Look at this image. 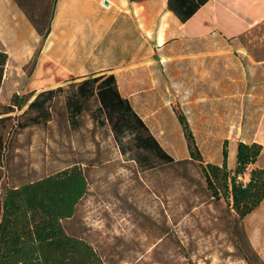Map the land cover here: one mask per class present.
Returning a JSON list of instances; mask_svg holds the SVG:
<instances>
[{"label": "rangeland", "instance_id": "rangeland-1", "mask_svg": "<svg viewBox=\"0 0 264 264\" xmlns=\"http://www.w3.org/2000/svg\"><path fill=\"white\" fill-rule=\"evenodd\" d=\"M7 17L0 15V44L7 40L9 45L6 27L15 16ZM123 47L117 52H124ZM39 52L24 65L12 54L10 66L33 74ZM190 53L206 57V71L198 70L197 57L188 58L184 79L173 78L174 64L152 62L156 55L146 41L137 71L133 55L107 60L111 67L118 65L114 70L122 94L174 158L189 156L178 120L183 113L205 162L221 164L227 141L228 167L234 170L239 141H257L263 150L254 166L264 167V22L238 39L192 46ZM55 70L54 64H46V72ZM28 81L18 76L12 83L21 88ZM69 97V89L57 93L40 122L29 118L36 109L22 115L24 106L13 113L17 117L4 129L9 144L1 162L8 183L19 186L78 163L87 177V191L75 215L63 222L109 264L243 263L234 217L224 199L210 196L197 161L185 167L158 163L145 171L121 153L110 123L95 117L97 98L84 103L83 111L71 119ZM240 178L245 182L248 175ZM263 226L264 200L243 219L246 235L264 261Z\"/></svg>", "mask_w": 264, "mask_h": 264}, {"label": "trees", "instance_id": "trees-1", "mask_svg": "<svg viewBox=\"0 0 264 264\" xmlns=\"http://www.w3.org/2000/svg\"><path fill=\"white\" fill-rule=\"evenodd\" d=\"M28 18L42 36V42H45L53 14H28ZM8 59V52L0 49V88ZM101 78L95 77L93 81L97 83ZM53 92L39 93L22 115L36 109L37 113L29 118L40 122L48 113L52 103L48 100ZM92 96L94 92L88 96L82 94L79 100H75L70 95L67 104L72 107L69 110L71 119L83 111L80 100ZM95 97L99 106L94 110V115L97 120L110 123L126 159L137 162L144 170L158 163L185 167L197 161L210 196L215 200L224 199L234 217L233 231L242 264H264L243 227V219L264 200V167L254 166L263 150L261 143L239 141L234 170L228 167L227 141L221 164L205 162L185 115L180 113L178 120L187 139L189 156L176 159L161 146L129 99L120 93L113 73L96 86ZM25 102V96L17 93L9 104L0 102V264H109L91 242L69 232L63 222L75 215L76 206L87 191V177L78 163L19 186L6 181L8 174L1 162H4L9 141L4 129L9 121L17 117L13 113L23 109ZM19 124L25 126V122ZM246 174L248 180L244 182L240 177Z\"/></svg>", "mask_w": 264, "mask_h": 264}, {"label": "crops", "instance_id": "crops-1", "mask_svg": "<svg viewBox=\"0 0 264 264\" xmlns=\"http://www.w3.org/2000/svg\"><path fill=\"white\" fill-rule=\"evenodd\" d=\"M51 13L50 33L42 42L28 14ZM0 15L15 16L6 27L11 32V43L6 45L7 40H4L0 44V49L9 54L0 102L9 104L15 93L25 97L30 94L26 109L44 91H54L48 102L68 89L75 100L82 94L88 96L94 92L91 98L80 100L84 106L96 99V86L102 80L112 73L116 77L114 69L118 65L111 67L108 58L125 56L127 60L133 55L136 71L139 64L142 67L144 41L156 55L152 62L174 64V79L186 78L184 65L191 57L198 58V70L202 68L205 72L206 57L192 56L190 47L217 39L240 38L253 26L264 22V0H2ZM120 45L124 52L118 53L116 48ZM36 50L40 52L35 73L26 75L24 70H17L18 66H10L12 54H18L16 63L23 64L34 58ZM22 53H27L24 54L27 57ZM48 63L54 64L56 70L46 72ZM82 64H92L91 69H85ZM140 73L142 75L143 70ZM18 76L29 80L21 88H15L12 83ZM99 76L101 80L95 83L93 79ZM118 88L122 94L119 85ZM71 109L66 101L68 114Z\"/></svg>", "mask_w": 264, "mask_h": 264}, {"label": "bare ground", "instance_id": "bare-ground-1", "mask_svg": "<svg viewBox=\"0 0 264 264\" xmlns=\"http://www.w3.org/2000/svg\"><path fill=\"white\" fill-rule=\"evenodd\" d=\"M263 230H264V226H263ZM263 234H264V232H263ZM264 238V237H263Z\"/></svg>", "mask_w": 264, "mask_h": 264}, {"label": "water", "instance_id": "water-1", "mask_svg": "<svg viewBox=\"0 0 264 264\" xmlns=\"http://www.w3.org/2000/svg\"><path fill=\"white\" fill-rule=\"evenodd\" d=\"M106 3H108V1H106Z\"/></svg>", "mask_w": 264, "mask_h": 264}]
</instances>
